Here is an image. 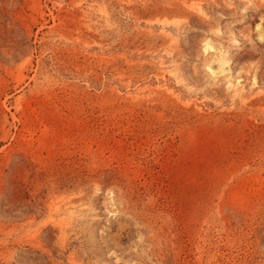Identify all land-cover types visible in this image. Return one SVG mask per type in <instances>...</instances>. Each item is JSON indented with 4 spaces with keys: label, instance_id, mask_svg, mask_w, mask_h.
Wrapping results in <instances>:
<instances>
[{
    "label": "rangeland",
    "instance_id": "obj_1",
    "mask_svg": "<svg viewBox=\"0 0 264 264\" xmlns=\"http://www.w3.org/2000/svg\"><path fill=\"white\" fill-rule=\"evenodd\" d=\"M0 264H264V0H0Z\"/></svg>",
    "mask_w": 264,
    "mask_h": 264
}]
</instances>
